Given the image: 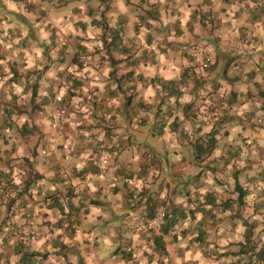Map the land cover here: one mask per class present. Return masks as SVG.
Segmentation results:
<instances>
[{"label": "crops", "instance_id": "1", "mask_svg": "<svg viewBox=\"0 0 264 264\" xmlns=\"http://www.w3.org/2000/svg\"><path fill=\"white\" fill-rule=\"evenodd\" d=\"M1 9L7 10L10 19L20 18L21 28L30 27V34L18 38L20 56L27 58L31 52L43 55L46 43L52 57L67 58L68 63L79 54L87 56L86 68L79 70L86 77L84 82L63 78L67 75L63 71L65 63L53 66L51 83L46 76L41 81L39 100L48 109L55 105V96L60 93L57 90L67 87L66 102L60 103L64 128H52L47 116L40 114L35 121L38 131L32 133L22 118L6 125V114L0 110V188L5 184L3 179L8 187L18 183L15 193L8 194L10 199L18 196L22 206L31 203L38 211L39 205L41 211L27 220L22 236L25 247L31 251L58 250L51 256V264H62V259L67 264H105L108 258L113 261L108 264H172L176 249L179 256H184L188 247L178 245L181 234L175 233L176 225L166 233L161 230L151 236L145 224L160 207L169 204V213L180 212L188 205L193 207L199 196L209 192L206 177L190 180L193 174L189 172L201 161L196 159L195 143L191 141L206 139L203 135L210 131L200 128L194 116V121L188 116L198 96L206 97L204 89H220L209 90L207 98L215 102L222 97L228 105L227 123H221L224 119L220 120L219 114L216 117L217 153L209 161L212 172H218L221 161L230 166L233 154L244 152L245 142L254 139L257 149L264 147V127L253 129L249 124V113L255 105L264 110V0H0ZM208 16L212 17L210 22ZM33 21L34 25L28 24ZM104 24L120 28L122 38L113 41V34L104 33ZM33 39L35 49L30 47ZM204 53L210 59L206 69L202 68ZM99 54L102 58L98 61ZM110 56L120 60L111 63ZM0 61L1 66L4 60ZM94 65L106 70L102 74ZM114 69L121 75L116 79ZM141 74L145 81H138ZM124 85L131 90L143 87L147 92L148 98L142 103L146 104L143 109L149 108L148 116L153 100L150 95L157 90L169 97L161 104L169 119L165 120L167 135L182 136L180 158H175L179 159L181 173L173 178L177 188L172 198L166 192L168 185L165 192L159 188L150 194V177L167 166L157 169L158 164L150 162V154L156 156L157 152L150 139L155 133L150 132L141 141L145 131L141 125L144 128L149 121L141 122L139 100L129 97L124 101ZM176 105L179 109L173 110ZM259 120L264 123V116ZM178 124L181 127L177 129ZM220 153L222 158L217 156ZM26 157L30 160L21 159ZM243 158L239 157L238 162ZM245 171L253 177L254 169L245 167ZM212 183L209 186L219 188ZM49 195L63 208L48 207L44 197ZM42 215L47 217L49 228L41 225ZM63 217L66 219L59 226L71 230L65 238L59 236L62 231L56 224ZM33 219L36 227L32 228ZM49 230L57 234L55 241L48 237L34 248L28 246L26 239L39 240ZM121 253H125L124 258L118 261ZM182 264H188L187 258Z\"/></svg>", "mask_w": 264, "mask_h": 264}, {"label": "rangeland", "instance_id": "2", "mask_svg": "<svg viewBox=\"0 0 264 264\" xmlns=\"http://www.w3.org/2000/svg\"><path fill=\"white\" fill-rule=\"evenodd\" d=\"M15 17L17 19L16 18L14 20L10 19L6 9L0 10V57H2L0 60H4L0 66V77H2L4 80V83L0 84V110H3L4 111L3 113L6 114L5 117L7 118L6 125H11L13 123L15 124L17 123L18 118H22L25 119V122L29 126V129L32 130V133H34L35 131H38L35 125L36 118L38 115L42 114L44 118H46L47 116L48 120L50 121V126L52 128L57 129L52 125L51 117H50L53 107L51 109L44 108L42 107L43 102L39 100L42 91L41 81L43 77L46 76L45 77L46 81L51 83V80H53V75L50 74V71L53 69V66L60 63H65L66 65L63 68L66 69H64L63 71L64 72L66 71L67 75L63 76V78H70V80L72 81L84 82L86 77L80 74L81 71L80 69L86 68L87 56H82V54L77 53L79 55H77V57L71 58L69 60L70 63L69 64L67 62V58L52 57L51 53L48 51L49 45L47 43L43 47V49L45 48L46 50L45 54L43 55L35 54L34 52H31V55H29L27 58L20 56L19 43L21 42V40L19 39L20 40L19 41L18 38L23 36L24 34L26 35L30 34V27L26 25L24 28H21L19 26V22H22L21 19L18 18L17 16ZM207 19L210 22L212 17L208 16ZM38 20L40 19L38 18ZM34 23L35 22L33 21L31 23L29 22L28 24L34 25ZM9 39L10 40L15 39V40H11L9 42ZM10 44H14V47H10ZM33 44H35L34 39L33 42H31V46H30L31 49H35ZM207 57H208L207 53H204L202 59L203 67L201 66L203 69L207 68L206 66V61L208 60ZM100 58H102V55L99 54L98 61L100 60ZM110 60L111 63L112 61L114 63L119 61L120 59L110 56ZM73 65H74L73 70L68 71V68L72 67ZM94 66L102 74L106 70L104 66L101 65H94ZM55 69L57 70V68ZM114 70H115L113 71L115 73L114 78L116 79L119 77L120 73L117 72V69ZM109 76H111V73L109 74ZM77 77H81L82 81L79 80ZM145 80L146 79L143 78L142 74L138 76V81H145ZM149 83H153V82L150 81ZM5 87L7 88L5 89ZM66 89L67 87H65L64 89L63 88L58 89L57 91H59L60 93L57 96H61L62 99H64V97L67 94ZM209 90H211L210 92H217L220 89H216V88L204 89L205 92L204 94L206 95V97L199 98L200 96H198L197 100L194 103H192L190 105V109H188V111L190 112L188 116L192 117L191 121H194L195 118L197 120V123L196 121L195 123L197 125H200V128L205 130H210L209 132H206L203 136H208V134L211 131H214L218 122L216 119L218 114L220 116V120L224 119L223 121H221V123L222 124L227 123V119H226L227 117L226 112L228 110L227 103L222 100V97L216 99L215 102H213L211 98H207L209 96V93H207L209 92ZM121 91L123 93L122 97L125 102H127L129 97L130 98L132 97L141 102V105H139L141 109V111L139 112L141 114L140 116L141 122L143 123V121L146 122L149 121L145 125L146 127L143 128L141 125V130H145L143 132V136L140 138L141 141L147 139L150 132L155 133V135L154 134L150 135L151 136L150 139L154 140V146L157 149V152H155L156 156H154L153 153L150 154V156L152 157V159H150V162L154 161L156 164H158V166H156L157 169H159V167L164 165L167 166V169L163 168L161 170H157V173H155L153 177H150V182L153 183L152 188L150 187L149 189L150 194L151 192L152 194L155 193L159 188L163 189L165 192L166 186L168 185V191L166 192L167 195L170 192L172 198L177 188L176 182L173 180V178L178 177L181 173L180 166L178 164L179 159L175 160V158H177V156L180 158L179 151L181 150L180 146L182 144L180 142V137L182 136H179V138H172V136L167 135V131L169 130V127L168 126L166 127V125L167 122H169V119L166 118V113H165L166 109L161 104L167 103L169 97L165 93L162 94L159 93L160 91L157 90L155 94L150 95V99L153 100L149 102V104H151L150 115H149L150 118H149L148 116L149 108L147 110L143 109V107L146 108V104H143L142 101L144 102V100L148 98L147 92L143 91V87H138L135 90H131L129 85H124V87L121 88ZM261 91L264 92V90ZM3 97H5L6 99H4ZM172 105H175V102L172 103ZM59 106L62 109L63 119L65 120L62 104L61 105L59 104ZM178 107H179L178 105L174 106L173 110H178L179 109ZM13 114L14 116H17V118H15L14 120L11 119V115ZM249 114L251 115V120L249 124L253 129H256L257 127H264V123L259 120L260 116H264V110L261 109V107L255 105V107L252 108ZM165 120L167 122H165ZM8 121H10L11 123H8ZM161 126H165L166 130L164 127ZM176 127L178 129L181 126L178 124ZM163 132L166 133L161 134ZM252 136L250 138H252ZM203 141H205V139L203 137H200L197 139L193 138V141L191 142L194 145V143L196 144L198 142H203ZM251 142L252 143L250 142L244 143V148H243L244 152L237 153L238 156L234 158L233 161L230 162V166H227V163L222 164L221 161L220 169H218V172H212L213 168L211 167V163L209 164V161L213 158L214 154L217 153L215 152L216 149L212 152V154L207 156L206 159H201V161L197 162L198 168L193 170L189 169V172L193 174V178H191L190 180H193L194 176L200 177L201 175L204 178L206 177V179L210 183L213 182L212 185L215 183V180H219L221 185L218 186L219 188H221L222 196L227 199L232 194V190L235 184L236 174L240 177V180L241 182H243V184H247L246 181L249 180L247 177L249 176V173L245 171V167L246 169L249 167H251V169H254V171L252 172L253 181H249V185L247 184L246 186L249 188L247 194L246 212L240 215L238 211V213H236L237 216L236 218H233L232 213H227L226 215L223 216L221 222L215 219L213 221L208 222L206 227L210 229L209 237H208L209 243L208 242H204V244L193 243L195 239L196 231L195 230L193 231V228L191 226L193 223L195 224L196 222L194 218L190 217L186 221L180 220V223L175 226L176 230L174 229V231L177 235L181 234L179 237L180 241L178 245L182 244V248L187 245L188 249L185 252L184 256H179V251L177 249L175 250V254H173L172 256L171 253L169 252V256H171L172 258L171 261L172 264H182L183 259L185 258H187L188 264H199L200 261L205 264H212L213 261L216 260L215 255L217 252L228 251L231 253V252H237L240 249L239 244H236V242L240 240H244V231L246 230L244 227L243 220L239 218L240 216L246 218L249 222H254L256 219L264 221V147H261V149H257L258 143L255 144L254 139H252ZM193 154L194 153L192 152V155L190 154L188 158L192 159V157L194 156ZM242 155L244 157L243 161L238 162L239 157H241ZM217 156H221L222 158V153H220V155ZM172 157L174 158V160L172 159ZM18 159L16 157H13L12 160H18ZM21 159L30 160V158L27 157ZM17 167L19 171L20 168L19 166ZM215 168H217V166H215ZM216 170L217 169H215V171ZM235 170H238V173H236ZM25 171L29 173L28 168L25 169ZM25 171H22V174H25L26 173ZM207 171H210L211 173H208ZM213 179L214 181H212ZM3 181L5 184L2 185V187L0 188V264H16L18 257L16 256V254H14V248H15L14 246L17 240H19L20 243L24 241L22 236L24 234L23 233L24 228H26L25 225L29 224L27 220L29 218L34 217L32 214L35 212L38 215H40L41 211L39 213V205L37 211L35 206L31 205V203H28V206L25 207L21 205L23 203L21 202V200H17L14 203L11 202V199L8 196V194L15 193L13 192V190L16 186L15 184L18 183H13L11 187H8L7 182H5L4 179ZM170 183H172L171 189L169 188ZM209 184L206 183L207 187H209L208 190L210 191L213 187L209 186ZM192 185L194 186L195 183H193ZM226 186L229 188V190L225 189ZM152 189L153 191H151ZM3 194L7 196L4 197ZM192 205L193 207H190V205H188V207H186L187 208L186 210L194 209L195 206L194 203ZM158 210H163L166 214L172 212L169 204L160 207ZM43 212L46 213L45 209L43 210ZM48 212L50 213V211ZM48 215L49 214H47L46 216ZM46 216L42 215L41 219L44 218L42 220L44 222L41 225L47 224ZM201 217H202V213L197 211L196 212L197 220H199ZM75 218H73V220H75ZM64 219L66 218L63 217L62 219H59L56 222V224H58L59 229H61L62 231L59 234V236L65 238L66 237L65 233H67L68 235L70 234V232H68L69 228L65 227V225L63 224L59 226L60 221L62 220L61 222H63ZM13 222H15L16 224ZM31 222H32L30 223L31 227L32 228L36 227L35 225L36 222L34 221V219L31 220ZM263 225L264 222L258 224L257 229L255 231V241L259 243V246L256 247V251L264 249V233L263 232L260 233L259 231L261 228H263ZM46 228H49V226L47 227L46 225ZM69 231L71 230L69 229ZM145 231L146 233H149V235L151 236L154 235V233L158 232V231H149L146 228V224H145ZM184 232H186L185 238L183 235ZM236 234L238 235L236 236ZM219 236H221L222 238H219ZM39 237H40L39 240L36 239L37 241L32 240L31 238L26 239L28 241L27 243L28 246L30 248H34L40 240L44 241L48 237L49 240L55 241L57 238V234L55 235V233L53 234V231L49 230V231H44V234H42ZM82 238L83 237H81L80 239ZM171 239L172 237L167 241L169 243L171 241L172 243ZM229 242L231 243L230 245ZM41 252L45 254V258H44L45 260L43 263L40 264H51L53 262L51 260V256L52 254L58 252V250L44 249ZM60 252H62V250ZM124 255L125 253H121V256L118 257L117 260L122 261ZM262 257H264V253L262 254ZM231 258L232 257L230 255L228 257H223V261L221 262L227 263L232 260ZM199 259L201 260L199 261ZM62 260H63L62 264H67L66 260L64 259ZM106 260H107V264L113 262L111 258H108ZM106 260H105V264H106ZM58 264H60V262H58Z\"/></svg>", "mask_w": 264, "mask_h": 264}, {"label": "trees", "instance_id": "3", "mask_svg": "<svg viewBox=\"0 0 264 264\" xmlns=\"http://www.w3.org/2000/svg\"><path fill=\"white\" fill-rule=\"evenodd\" d=\"M36 8V7H35ZM38 11L43 10L41 8H36ZM104 33L110 32L113 34V41H115L117 38H122L121 35V29L118 27H111L108 24L103 25ZM66 96L63 99V103L66 102ZM129 99V98H128ZM62 103V102H61ZM64 126V119H63V125ZM165 127V126H162ZM213 132V133H212ZM217 136L214 131H211L208 136L206 137L205 141L198 142L195 144V157L197 160H201L212 154V152L217 147ZM238 156L237 153L233 154V158H236ZM216 169V168H214ZM236 173H238V170H235ZM248 177V176H247ZM249 180H247V184L249 185L250 177H248ZM215 183L217 185H221L219 180H215ZM247 184H243L241 182L240 177L236 174L235 177V184L234 188L232 190V194H237L236 197H229L228 199L221 196V188H212L209 192H207L204 196H199L198 203L195 204L196 208L194 209H183V211L180 212H173V213H167L166 214V222L164 223L161 230L163 232H168L171 229L174 228L175 225L180 223V220H188V218L192 217L195 219V224H192L193 231H196L195 239L197 241H201L200 243L208 242L209 243V232L210 229L207 228V224L209 221H213L214 219L221 222L223 219V216L227 213H232L233 218H236V213L242 215V213L245 212L247 209V194L249 188L246 187ZM31 186V181L29 180L28 187ZM226 190H229V188L226 186ZM18 196H14V198H11V202H16ZM44 200L48 203V207L52 208H63L60 201H57L54 199L52 195H49L47 197H44ZM152 206V204H151ZM156 207V206H155ZM153 207V208H155ZM202 213V217L197 220L196 218V212ZM256 212V209H255ZM243 220L245 231H244V240H240L236 242V244H239L240 249L237 252H217L215 257L216 259H223V257H228L229 255L232 257L231 261L227 263H216V264H264V257H262V254L264 253V249H261L259 251H256V247L259 246V243L255 241V231L257 229L258 224L263 223L264 221L256 219L254 222H249L244 217H239ZM62 221V220H61ZM15 223V222H13ZM16 224V223H15ZM236 226V225H235ZM260 233H264V225L263 228H261ZM158 237V236H157ZM203 241V242H202ZM26 244L22 241L20 243L19 240H17L14 248V254L18 257V260L16 264H38L43 263L45 254H43L41 251H31L27 249ZM41 261V262H40ZM214 262V261H213ZM215 264V263H212Z\"/></svg>", "mask_w": 264, "mask_h": 264}, {"label": "built area", "instance_id": "4", "mask_svg": "<svg viewBox=\"0 0 264 264\" xmlns=\"http://www.w3.org/2000/svg\"><path fill=\"white\" fill-rule=\"evenodd\" d=\"M61 96H56L55 105L52 108L50 114L51 122L54 127L57 129H62L63 125V112L59 104L62 102ZM166 222V213L163 210H158L156 214L146 221V228L149 231H159L162 229L164 223Z\"/></svg>", "mask_w": 264, "mask_h": 264}, {"label": "clouds", "instance_id": "5", "mask_svg": "<svg viewBox=\"0 0 264 264\" xmlns=\"http://www.w3.org/2000/svg\"><path fill=\"white\" fill-rule=\"evenodd\" d=\"M208 22H209V21H208ZM209 61H210L209 59L206 61V66H208Z\"/></svg>", "mask_w": 264, "mask_h": 264}]
</instances>
